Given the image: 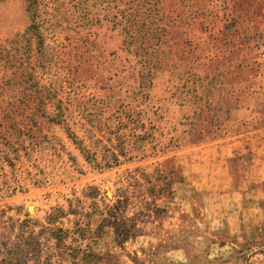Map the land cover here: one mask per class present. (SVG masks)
I'll use <instances>...</instances> for the list:
<instances>
[{
	"label": "rangeland",
	"instance_id": "rangeland-1",
	"mask_svg": "<svg viewBox=\"0 0 264 264\" xmlns=\"http://www.w3.org/2000/svg\"><path fill=\"white\" fill-rule=\"evenodd\" d=\"M0 264H264V0H0Z\"/></svg>",
	"mask_w": 264,
	"mask_h": 264
},
{
	"label": "trees",
	"instance_id": "trees-1",
	"mask_svg": "<svg viewBox=\"0 0 264 264\" xmlns=\"http://www.w3.org/2000/svg\"><path fill=\"white\" fill-rule=\"evenodd\" d=\"M16 188H17V186H16Z\"/></svg>",
	"mask_w": 264,
	"mask_h": 264
}]
</instances>
